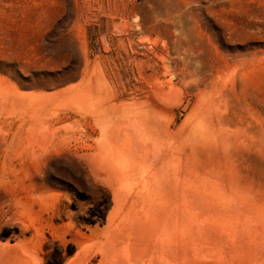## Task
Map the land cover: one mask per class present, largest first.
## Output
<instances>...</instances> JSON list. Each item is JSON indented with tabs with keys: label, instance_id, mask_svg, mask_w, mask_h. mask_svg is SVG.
<instances>
[{
	"label": "bare ground",
	"instance_id": "bare-ground-1",
	"mask_svg": "<svg viewBox=\"0 0 264 264\" xmlns=\"http://www.w3.org/2000/svg\"><path fill=\"white\" fill-rule=\"evenodd\" d=\"M133 1L72 0L74 26L99 11L113 33L101 39L104 58L85 45L78 55L72 36L62 43L73 59L61 69L70 85L56 94L55 117L88 131L73 172L108 202L94 224L60 207L63 224L51 219L56 233L67 229L60 264H264V116H250L240 71L249 51L234 47L250 20L223 28L205 0H146L140 18ZM50 117L32 116L35 140ZM50 171L47 191L60 187ZM25 233L0 245V264H59Z\"/></svg>",
	"mask_w": 264,
	"mask_h": 264
},
{
	"label": "rangeland",
	"instance_id": "rangeland-1",
	"mask_svg": "<svg viewBox=\"0 0 264 264\" xmlns=\"http://www.w3.org/2000/svg\"><path fill=\"white\" fill-rule=\"evenodd\" d=\"M226 1L205 0L208 7L228 9L211 11L209 17L223 28L232 26L231 20H250L249 36L234 42V47L239 53L249 51L248 63H243L240 71L250 89V116H264V0ZM133 4L141 8L140 18L149 15L146 0H134ZM72 12L75 14L72 0H0V207L12 210L0 217V245L14 244L15 236L25 231L48 248L46 259L59 264L67 229L56 233L51 219L58 228L63 224L60 207L72 212L79 224H94L105 218L108 202L105 195L100 201L92 198L86 180L75 176L74 165L84 163L79 159L86 151L88 131L64 128L55 117V97L70 85L61 69L73 56L62 49V43L72 36L78 55L85 45L92 59L104 58L101 39L113 29L108 30L109 18L99 11L93 18L83 15L80 25L74 26ZM29 115L54 116L48 118L51 130L47 137L38 139L47 140L45 145L33 137L30 126L35 119ZM62 155L68 159L62 160ZM50 169L51 182L60 187L47 191L41 179L43 171Z\"/></svg>",
	"mask_w": 264,
	"mask_h": 264
}]
</instances>
